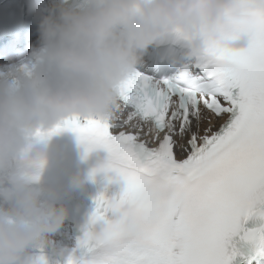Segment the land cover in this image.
Segmentation results:
<instances>
[{"label": "snow or ice", "instance_id": "6c2138e0", "mask_svg": "<svg viewBox=\"0 0 264 264\" xmlns=\"http://www.w3.org/2000/svg\"><path fill=\"white\" fill-rule=\"evenodd\" d=\"M252 33L240 50L213 47L183 79L139 72L121 85L111 121L63 129L105 148V171L125 184L100 195L84 255L67 264H229V241L264 203V16L236 21ZM114 214L108 219L107 214Z\"/></svg>", "mask_w": 264, "mask_h": 264}, {"label": "clouds", "instance_id": "9594fccd", "mask_svg": "<svg viewBox=\"0 0 264 264\" xmlns=\"http://www.w3.org/2000/svg\"><path fill=\"white\" fill-rule=\"evenodd\" d=\"M262 16L264 0H52L37 46L0 70V264H50L46 249L69 216L66 193L45 179L58 164L54 137L65 132L53 129L111 121L151 46L173 38L186 49L180 80L213 47H249L252 33L236 21ZM91 179L76 173L71 186Z\"/></svg>", "mask_w": 264, "mask_h": 264}]
</instances>
